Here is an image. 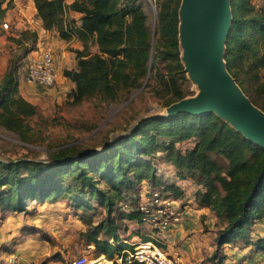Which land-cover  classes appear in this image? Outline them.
Returning <instances> with one entry per match:
<instances>
[{"label": "trees", "instance_id": "trees-1", "mask_svg": "<svg viewBox=\"0 0 264 264\" xmlns=\"http://www.w3.org/2000/svg\"><path fill=\"white\" fill-rule=\"evenodd\" d=\"M33 2L44 29L55 31L64 41L81 42V49H70L75 68L62 72L74 85L73 103L94 96L116 99L121 92L142 86L149 66V79L162 83L169 95L165 106L185 98L178 82V75L184 74L178 40L181 0L159 1L154 39L141 0ZM5 3L0 0V21L5 17ZM230 8L232 21L223 60L243 93L264 112V7H256L251 0H230ZM9 39L16 52L0 78V126L28 141L32 131L28 121L37 115V107L21 94L19 73L35 47L37 33L24 29ZM47 155V159L25 155L0 160V210L26 213L32 203L64 201L81 213L86 225L83 238L94 246L95 256L121 255L125 249L121 234L127 231L140 241L154 240L164 249L150 235L159 233L160 226L141 230L151 223V215L139 198L143 182L165 198L177 202L183 197L179 186L158 175L160 163L171 165L178 178L200 187L198 205L207 207L217 220V249L209 264H224L225 257L218 252L236 241L245 248L254 244L249 231L264 217V148L214 112L148 115L100 149L65 144L48 150ZM130 202L137 206L131 207ZM97 208L103 214L93 220ZM159 209L154 211L164 212L165 219L157 220V225L163 222L166 229L171 225L167 223L170 212ZM127 223L137 228L130 230ZM262 247L256 246L257 251H264ZM52 258L62 259L59 255ZM242 261L237 264L257 260ZM115 264L143 263L123 253L121 262Z\"/></svg>", "mask_w": 264, "mask_h": 264}, {"label": "rangeland", "instance_id": "rangeland-1", "mask_svg": "<svg viewBox=\"0 0 264 264\" xmlns=\"http://www.w3.org/2000/svg\"><path fill=\"white\" fill-rule=\"evenodd\" d=\"M159 1L141 0L143 11L152 30L154 24L156 30ZM251 1L256 7H264V0ZM7 23L8 28L5 29L1 26L0 21V78L6 70L9 57L16 52V47L9 38L18 31L13 29L14 33H12L10 21ZM178 40L180 51L183 53L179 29ZM92 51H95L94 47H92ZM69 56L63 61L60 72L66 68H72L74 60L72 54ZM26 60H24V69L22 68L19 73L22 80L20 81L21 85L24 87L21 94L36 105L37 115L28 121L32 128L28 141L21 140L16 133L0 126V160L16 159L25 155L47 159L48 150L53 151L65 144L100 149L105 141L126 133L145 116L173 114L169 112L174 103L165 106L169 95L164 91L162 83L158 84L147 77L142 82V86L131 88L129 92L123 91L116 99L110 100L94 96L75 104L70 97L68 88L62 92H59L58 89L54 92H42L34 87L30 88L32 86L29 87L23 79ZM181 61L184 74L178 75V82L185 93V99L193 98L197 92L196 87L189 78L182 56ZM55 62L58 64L57 58ZM57 69L56 65L58 80ZM245 95L248 97L247 94ZM256 107L258 108V106ZM157 173L165 180L176 181L180 184V179L176 178L173 168L167 163L158 164ZM183 185L187 191V198H181L177 202L153 191L146 182L140 185L141 204L150 211L151 215V223H145L141 230L145 232L146 228H157V220L165 219V217L163 213H156L154 210L168 209L170 212L168 217L172 220L168 219L167 223L171 222V225H167L166 229L161 225L163 231L154 234V238L159 239L167 253L178 249L177 247H182L184 251L179 252L182 253L181 255L184 254L183 258L186 264H209V258L217 249L215 234L218 223L209 209L199 208L194 199V196L198 195L194 183L187 179L183 181ZM130 206L136 207L137 204L130 202ZM183 209H187L185 213L182 212ZM102 214L103 210L97 208L93 220L100 218ZM160 214L161 216H158ZM80 215L79 211L71 209L64 201L50 204L32 203L28 206L26 213L17 214L0 210V264H8L7 261L11 257H13L11 264H41L42 262L55 264L52 261L54 255H62L64 264H70L73 258L80 255L95 257L94 248L91 247L90 251L84 241L83 233L86 230V225L80 219ZM190 219L193 222L188 225L186 221ZM128 227L131 230L137 228V224L129 223ZM127 232L125 234L122 232L121 236L125 249L129 250L132 248V244L140 240L135 238L132 241L131 235ZM249 237V240L254 243L249 247L245 248L241 241H236L230 247H223L218 254L225 257L224 261L234 263L251 259H263L264 261V251L256 249V246L262 244V248H264V217L254 223L249 231ZM166 246H169V249Z\"/></svg>", "mask_w": 264, "mask_h": 264}, {"label": "water", "instance_id": "water-1", "mask_svg": "<svg viewBox=\"0 0 264 264\" xmlns=\"http://www.w3.org/2000/svg\"><path fill=\"white\" fill-rule=\"evenodd\" d=\"M189 35L186 70L201 83L202 93L174 103L169 113L214 112L248 140L264 148V112L243 93L224 64V45L230 29V0H182L179 9V33L182 23ZM195 31L190 36V27ZM155 35V24L152 37ZM184 36V32H183ZM187 50V49H186ZM151 66H149V73Z\"/></svg>", "mask_w": 264, "mask_h": 264}, {"label": "crops", "instance_id": "crops-1", "mask_svg": "<svg viewBox=\"0 0 264 264\" xmlns=\"http://www.w3.org/2000/svg\"><path fill=\"white\" fill-rule=\"evenodd\" d=\"M26 1L24 2L23 0H11V2H10V0H6V3L4 4V7H6V13H5V17L3 18V20H1V24H2L3 21H7V22L10 21L12 33H14L13 32V29H15L17 31H21V30H24V29L35 30L36 33H37V41H43L44 44L52 50V52H53V54L55 56V60H56V58L58 60V64L56 63L57 68H58L57 69L58 70V80H57V83H55L54 86L48 87V88H43L41 86H37L34 83L27 82L26 80L24 82L29 87L32 86L30 88H33L34 87V88H36V90H40L42 92L43 91H49V92L50 91L51 92L53 91L54 92L56 89H58L59 92H62V91H64L67 88L71 92V90L73 89V86L74 85H73V83L69 79H67L66 77H64L62 75V72H60V68L63 65V61H65L66 59H68L70 57L69 55H71V54L73 56L74 64H73L72 68H66V69H73V68H75L76 62H75L74 54H73V52H71L70 49L71 48L72 49H77V48L78 49H81L82 48L81 42L78 41L77 39H72L70 41H64V40H62V39H60L58 37V35H57V33L55 31L44 29L42 27L41 20L37 16V11L35 9L33 0H26ZM8 2H10V4H8ZM72 15H74L75 17H78V14H72ZM19 80L22 81L20 77H19ZM22 88H24V87L21 85V90H22ZM176 178L178 180L180 179L177 176H176ZM184 180H187V179H182L181 178L179 180L180 184L179 183H176V181H170V180H167V181L168 182H174L177 186H179V188L183 191V197L182 198H184V197L187 198V191L185 190L186 188L183 185V181ZM194 186H195L196 192H197V190L200 187H198L195 184H194ZM179 199H181V198H179ZM194 199L196 201V195L194 196ZM199 208L208 209L207 207H201V206H199ZM186 210L187 209H183V212L185 213ZM194 219H195V217H194ZM186 222L188 223V225H189V223L191 225L192 222H193V220L190 219V220H188ZM162 224H164V223L163 222L162 223L160 222L158 224V226L161 227ZM147 230H149V229H147ZM160 231H163V229L161 228ZM128 233H129V235H131L132 241L135 238H137L138 240H140V237H138L136 235H133L134 233H132L131 231H129ZM150 235L152 237L154 236L153 234H150ZM170 242H171V240H170ZM91 247L94 248L93 245L87 244V248H89L90 251L92 250ZM167 248L169 249V246ZM177 248L178 249L171 250L170 253L171 254H177V255L180 254L179 255L180 258L183 261H185V259L183 258L184 257V254L181 255L182 254L181 252L184 251L183 248L182 247H177ZM59 251L61 253H63L61 250H59ZM179 251H181V252H179ZM59 256L62 259H58V260H55V261L52 259V261L55 264H64L65 263L63 261L64 260V257L62 255H59Z\"/></svg>", "mask_w": 264, "mask_h": 264}, {"label": "built area", "instance_id": "built-area-1", "mask_svg": "<svg viewBox=\"0 0 264 264\" xmlns=\"http://www.w3.org/2000/svg\"><path fill=\"white\" fill-rule=\"evenodd\" d=\"M1 26L7 29V21H3ZM24 75L25 80L30 83L45 87H51L55 84L57 80L55 58L52 50L43 41H37L34 49L28 55ZM132 245V249H124L122 254L116 258H110L104 254L93 258L88 257V255H80L73 258L70 264H115L118 261L120 263L123 253L127 255V258H132L143 264H186L177 254L167 253L154 240L137 241ZM11 258L7 261L8 264L12 263ZM224 264L237 263L225 261ZM244 264H264V261L261 259Z\"/></svg>", "mask_w": 264, "mask_h": 264}, {"label": "bare ground", "instance_id": "bare-ground-1", "mask_svg": "<svg viewBox=\"0 0 264 264\" xmlns=\"http://www.w3.org/2000/svg\"><path fill=\"white\" fill-rule=\"evenodd\" d=\"M184 24H185V27L187 28L186 22H184V19H183V23H182L181 29H183L184 36H183V32L181 30V43H182L183 49L185 50L187 48V50H185V53H184V50H183V53L181 52V56H182V59L184 61V64L187 65L188 64L189 47H190L191 44L189 42V35L186 34V32L184 30ZM190 24H191L190 36L193 37V34L195 35V31L194 32L192 31L194 29H193L192 23H190ZM186 65H185V67H186ZM187 72H188L189 78L191 79V81L193 82L194 86L196 87V91L197 92H196V95L194 97H197V96H199L202 93L201 83L199 81H196L193 78V76H192V74H191L189 69H187Z\"/></svg>", "mask_w": 264, "mask_h": 264}]
</instances>
